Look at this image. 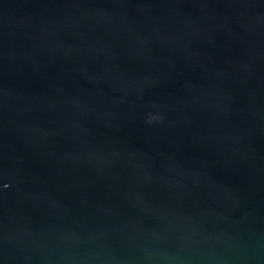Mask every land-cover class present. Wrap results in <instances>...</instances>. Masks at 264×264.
<instances>
[{"label":"water","instance_id":"obj_1","mask_svg":"<svg viewBox=\"0 0 264 264\" xmlns=\"http://www.w3.org/2000/svg\"><path fill=\"white\" fill-rule=\"evenodd\" d=\"M0 264H264V0H0Z\"/></svg>","mask_w":264,"mask_h":264}]
</instances>
